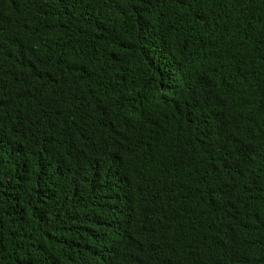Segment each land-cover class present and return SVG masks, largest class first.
<instances>
[{
    "label": "trees",
    "instance_id": "1",
    "mask_svg": "<svg viewBox=\"0 0 264 264\" xmlns=\"http://www.w3.org/2000/svg\"><path fill=\"white\" fill-rule=\"evenodd\" d=\"M0 264H264V0H0Z\"/></svg>",
    "mask_w": 264,
    "mask_h": 264
}]
</instances>
